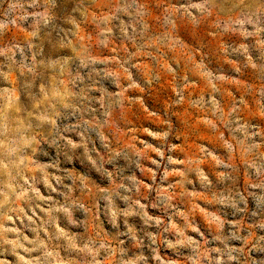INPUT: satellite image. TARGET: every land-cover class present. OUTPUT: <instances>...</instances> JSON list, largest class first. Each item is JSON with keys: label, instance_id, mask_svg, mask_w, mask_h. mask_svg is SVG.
<instances>
[{"label": "clouds", "instance_id": "obj_1", "mask_svg": "<svg viewBox=\"0 0 264 264\" xmlns=\"http://www.w3.org/2000/svg\"><path fill=\"white\" fill-rule=\"evenodd\" d=\"M0 264H264V0H0Z\"/></svg>", "mask_w": 264, "mask_h": 264}, {"label": "rangeland", "instance_id": "obj_2", "mask_svg": "<svg viewBox=\"0 0 264 264\" xmlns=\"http://www.w3.org/2000/svg\"><path fill=\"white\" fill-rule=\"evenodd\" d=\"M152 19H153L154 27H158V25H156L155 14L153 15ZM183 31L186 33L187 39L194 42L197 45H199L201 41L206 39L209 50L210 51L214 50L215 42L211 39L210 36H208L206 31L201 30L199 32H196L193 31L190 27H184ZM198 90H202V86L201 89ZM169 94H170L169 79L167 77H164L161 80V82L152 89L151 95L148 97V99L151 101V103L154 106L163 105L166 103ZM184 115H186V113L181 112L177 114V118L183 119ZM188 119L193 120V123H195V120L198 118L192 117L190 114H188ZM207 138H209L207 136V133H201L200 137H198V139H207ZM194 144H195V140H190L188 141L187 147L190 149L191 147L194 146Z\"/></svg>", "mask_w": 264, "mask_h": 264}]
</instances>
